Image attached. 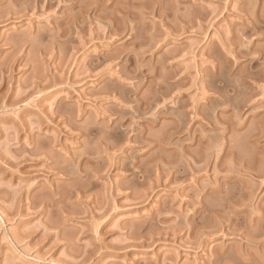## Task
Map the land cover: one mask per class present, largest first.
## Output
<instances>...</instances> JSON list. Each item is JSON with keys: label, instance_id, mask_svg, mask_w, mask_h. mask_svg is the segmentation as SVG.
I'll return each mask as SVG.
<instances>
[{"label": "rangeland", "instance_id": "obj_1", "mask_svg": "<svg viewBox=\"0 0 264 264\" xmlns=\"http://www.w3.org/2000/svg\"><path fill=\"white\" fill-rule=\"evenodd\" d=\"M0 264H264V0H0Z\"/></svg>", "mask_w": 264, "mask_h": 264}]
</instances>
